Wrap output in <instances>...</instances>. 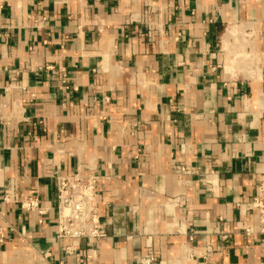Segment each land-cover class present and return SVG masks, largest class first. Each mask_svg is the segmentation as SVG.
<instances>
[{"label": "crops", "instance_id": "crops-1", "mask_svg": "<svg viewBox=\"0 0 264 264\" xmlns=\"http://www.w3.org/2000/svg\"><path fill=\"white\" fill-rule=\"evenodd\" d=\"M263 171L264 0H0V264H264ZM75 172L103 237L72 245Z\"/></svg>", "mask_w": 264, "mask_h": 264}, {"label": "built area", "instance_id": "built-area-1", "mask_svg": "<svg viewBox=\"0 0 264 264\" xmlns=\"http://www.w3.org/2000/svg\"><path fill=\"white\" fill-rule=\"evenodd\" d=\"M182 174L187 170L178 168ZM101 178L94 174L75 172L54 178L56 189L57 230L56 240H69L72 245L81 239L99 240L103 237L99 229L97 213V191ZM8 196H5V200ZM250 206L258 215V231L264 235V171L258 177L257 193ZM20 209L25 213L43 215L38 198L30 196L20 202ZM73 247L65 248L69 254ZM145 264L153 261L152 257L144 260Z\"/></svg>", "mask_w": 264, "mask_h": 264}]
</instances>
